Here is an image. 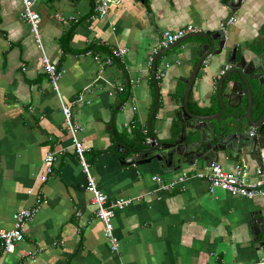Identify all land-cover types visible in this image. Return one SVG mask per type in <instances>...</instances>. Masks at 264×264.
Returning <instances> with one entry per match:
<instances>
[{"label": "crops", "instance_id": "1", "mask_svg": "<svg viewBox=\"0 0 264 264\" xmlns=\"http://www.w3.org/2000/svg\"><path fill=\"white\" fill-rule=\"evenodd\" d=\"M229 1L116 0L101 16L95 11L97 0H38L39 45L23 17V1L0 0V227L12 228L15 212L38 207L24 228V240L0 253V264L264 260V196H233L213 188L197 175L208 166L202 161L167 174L158 159L146 156L148 136L169 143L179 135L185 80L207 41L191 36L155 54L166 30L188 25L203 32L223 29L228 49L237 44V54L247 60L261 48L264 0H243L236 9ZM233 15L237 21L227 24ZM120 48L126 51L115 55ZM43 54L62 71L58 88L71 106L75 135ZM225 64L224 53L202 61L187 97L197 114L221 111L218 84ZM74 138L83 142L89 171L107 200L132 198L111 221L116 247L86 188L89 176ZM50 152L56 157L54 169L43 180ZM221 156L216 161L228 168L246 165L249 176L264 167L249 155ZM184 172L185 181L170 190L158 189L153 180L155 175L172 180Z\"/></svg>", "mask_w": 264, "mask_h": 264}, {"label": "water", "instance_id": "2", "mask_svg": "<svg viewBox=\"0 0 264 264\" xmlns=\"http://www.w3.org/2000/svg\"><path fill=\"white\" fill-rule=\"evenodd\" d=\"M242 1L230 0L229 5L236 9L238 5L242 4ZM191 36H200L207 41L200 45V59L192 72V76L185 80L188 87L182 108L183 111L180 115L183 123L181 131L174 142L162 143L158 139L153 140L150 147L147 148L146 156L149 157V160L151 158L158 159L161 163V169L167 174L181 171L183 164L186 163L188 165H197L202 161L209 165L211 162L219 160L222 154L228 159H242L245 155H249L264 166V114L257 121L253 118L251 88L247 75L244 76L245 88L248 96H250L247 112L239 119L231 112V106H235L232 100L235 97L239 98L236 95H240V97L245 95L244 86L240 81L232 80L231 73L245 74V65L262 60L264 51L260 53V48L253 50L254 57L251 60H247L244 54L237 57L238 45L235 44L233 48L228 49L226 45L227 37L223 29L219 31L194 32L177 40V42ZM177 42H174V44ZM257 43H259L260 47L264 46L263 40H259ZM174 44H171L168 48ZM168 48L165 49L167 50ZM223 53L225 54V65H228V69L221 76L218 84L221 111L210 115L197 114L191 110L187 99L193 87L195 75L203 60L213 56L220 57ZM158 56H156V59ZM257 77L259 78V75ZM237 84H239L238 88H235ZM223 96L227 98V101L223 99ZM246 116L250 125L248 129L241 123L242 118ZM251 127L257 128L256 134L251 135ZM263 229L264 225L262 226Z\"/></svg>", "mask_w": 264, "mask_h": 264}, {"label": "built area", "instance_id": "3", "mask_svg": "<svg viewBox=\"0 0 264 264\" xmlns=\"http://www.w3.org/2000/svg\"><path fill=\"white\" fill-rule=\"evenodd\" d=\"M24 4V12L23 17L30 24L33 33L35 34V38L39 45L42 44V36L40 32V14L35 9L36 3L38 0H22ZM116 0H97V4L95 7V11L97 14L103 16L108 11V6L111 2ZM95 13V14H96ZM95 17V16H94ZM237 21L236 16H231L227 24H234ZM224 27V26H223ZM201 31V29L188 25L187 27L180 28L176 31L166 30L163 34V39L160 43L154 47L153 52L156 54L160 49L168 48L175 41L187 36L190 33ZM126 49L120 48L115 50V55H121L124 53ZM97 59L99 56L96 57ZM43 65L45 67L46 72L49 74L52 85L56 92L58 93L59 99L62 104V111L65 117L68 119L69 129L71 133L75 135V129L73 126V120L70 117L71 115V106L69 103L63 100L62 95L59 92L58 84L62 75V71L53 63L46 54H43L42 58ZM228 67L223 68L219 77H221ZM76 101V100H75ZM74 101V102H75ZM71 104V103H70ZM153 138L148 136L147 142L152 143ZM74 146L77 150L78 156L81 160V164L84 166V169L88 173V184L86 186L87 190L91 191L94 194V202L97 204L96 212L97 216L104 222L106 228V234L110 236L112 241L114 242V247L117 246L116 238L113 236V227H112V218L115 215L116 209H121L125 207L132 201V198H123L119 197L112 202L107 200V195L100 191L97 188L95 178L89 171V163H87L85 158V147L83 142L74 138ZM55 153H48L45 158L43 173L40 174V179L45 180L47 175L53 171L54 169V161H55ZM197 175L201 178L207 179L213 188H223L230 192L233 196H243L246 198H253L255 196H264V167H258L256 172L252 175H248V168L246 165L241 162H237L233 164L232 168H228L221 164L218 161H213L207 167L202 168L198 171ZM188 177L187 173L184 172L178 177L169 180L163 181L161 176L155 175L153 176V180L158 184V189H167L170 190L172 188H176L178 184L185 181ZM251 177V178H250ZM110 204L107 206V204ZM38 212V207H32L27 209H22L14 214V226L10 229L5 227H0V241L2 242V252H11L17 243L21 242L25 238L24 228L26 224L33 219L35 214ZM255 264H264V260L255 263Z\"/></svg>", "mask_w": 264, "mask_h": 264}, {"label": "flooded vegetation", "instance_id": "4", "mask_svg": "<svg viewBox=\"0 0 264 264\" xmlns=\"http://www.w3.org/2000/svg\"><path fill=\"white\" fill-rule=\"evenodd\" d=\"M262 51H264V46H262L259 50L260 53ZM239 56L240 55L237 54V57ZM249 64L250 65H245V74H240L238 72L231 73V79L234 81H240L245 88L244 76L247 75L249 77L252 96V114L255 121H257L264 114V57L262 60H258L257 62H252ZM258 75L259 78L257 77ZM238 85L239 84H237L235 88H238ZM244 93L245 95L241 97L240 95H236L239 98L233 96L235 98L232 100V102L235 104V106H231V112L237 116V119L246 114L249 105L250 96H248L246 88ZM241 123L246 129L250 127L247 116L242 118ZM251 128V135L256 134L257 128Z\"/></svg>", "mask_w": 264, "mask_h": 264}, {"label": "trees", "instance_id": "5", "mask_svg": "<svg viewBox=\"0 0 264 264\" xmlns=\"http://www.w3.org/2000/svg\"><path fill=\"white\" fill-rule=\"evenodd\" d=\"M95 48H96V49H95L96 51H102V50H104V49H102V47H100V46H95ZM150 133H151V135H153V131H152V130H150ZM142 146L144 147L145 144H143Z\"/></svg>", "mask_w": 264, "mask_h": 264}]
</instances>
